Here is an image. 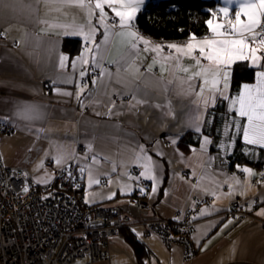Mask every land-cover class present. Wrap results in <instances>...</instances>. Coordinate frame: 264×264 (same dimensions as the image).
<instances>
[{"label": "crops", "instance_id": "crops-1", "mask_svg": "<svg viewBox=\"0 0 264 264\" xmlns=\"http://www.w3.org/2000/svg\"><path fill=\"white\" fill-rule=\"evenodd\" d=\"M85 3L79 7L68 0H0V123L13 127L12 134L0 138L4 161L26 167L39 183H47L54 173L47 161L56 167L76 158L84 182L83 203L90 207L118 201L129 225L108 240L109 260L93 264H264V178L259 180L264 163L238 164L237 172L230 168L227 155L235 147L236 128L216 152L210 150L213 139L206 134L189 150L178 145L186 132L197 126L201 130L207 111L223 99L222 82L219 91L211 92L204 76L193 77L215 65L206 60L196 65L168 47H185L192 36L162 42L133 27L113 30L107 6L106 32L97 26L95 0L88 7ZM218 5L227 6L224 0ZM238 9L231 5L229 18L234 19ZM78 26L86 33L95 29L90 43L66 34ZM126 31H134L137 38L120 35ZM67 37L81 40L80 52L64 50ZM259 54L264 56V50ZM61 56L67 57L64 67ZM260 67L264 70V62ZM230 72L224 95L235 110L232 67ZM134 166L141 168L140 174L133 172ZM141 178L148 182L143 197L163 218L186 213L196 196L211 198L200 205L196 218L194 258L185 259L182 244L166 246L145 231V214L129 201L143 192ZM239 198L251 205L250 214L240 220L227 217L229 203ZM125 231L146 246L149 254L142 260ZM76 264L91 263L83 258Z\"/></svg>", "mask_w": 264, "mask_h": 264}, {"label": "built area", "instance_id": "built-area-1", "mask_svg": "<svg viewBox=\"0 0 264 264\" xmlns=\"http://www.w3.org/2000/svg\"><path fill=\"white\" fill-rule=\"evenodd\" d=\"M92 1L86 0L85 7ZM116 19L109 14V23L118 31L122 27ZM12 131L9 124L0 123V138ZM55 172L47 190L48 185L38 183L26 167L6 164L0 150V264H75L83 258L93 264L108 260L107 239L124 223L121 207L112 202L82 207V179L76 161ZM262 178L264 173L259 180ZM141 184L146 186L145 182ZM145 199L140 196L133 200L145 213L141 220L145 231L158 235L168 246L182 244L186 259L195 257L198 251L191 234L204 200L196 199L195 209L170 220L157 215ZM250 208L249 203L233 201L227 215L244 219Z\"/></svg>", "mask_w": 264, "mask_h": 264}, {"label": "snow or ice", "instance_id": "snow-or-ice-1", "mask_svg": "<svg viewBox=\"0 0 264 264\" xmlns=\"http://www.w3.org/2000/svg\"><path fill=\"white\" fill-rule=\"evenodd\" d=\"M68 2L84 7V0H68ZM146 2L147 0H95V8L100 12L97 26L102 25L107 32L108 25L105 23V17L108 15L105 11V6H107L118 18L122 28H130L134 25L137 14ZM224 4L227 6L211 12V18L206 21L207 29L212 36L211 39L205 37L197 40L193 34L191 41L185 47L168 46L177 53H183L185 57L191 58L196 65H200L201 60L210 61L215 65L214 68H201L199 72L193 73L194 78L204 76L203 83L211 85V92L219 91L221 82L223 90L228 89L230 68L236 62L250 61L254 69L259 68L261 62H264V56L259 54L264 50V25H262L264 0H224ZM233 4L239 6V9L235 11L234 19L229 18L230 6ZM217 12L220 17L217 16ZM221 17L224 22H220ZM242 17H246V20ZM94 32V28L86 33L83 26H78L66 34L83 36V42L87 44L92 41ZM120 35L129 39L137 38L134 31L121 32ZM105 40H107V35ZM143 43L147 45V41ZM132 47L136 48V44L133 43ZM88 51L89 49L86 47L85 52ZM151 51H159V49ZM194 54H198L200 59H197ZM66 59V56H61L60 67H64ZM83 62L87 63L86 60ZM184 70L187 71V69ZM80 75L83 77L86 73L82 71ZM255 76L256 83L254 85L244 84L243 92L231 100V107L235 108V112L240 118L247 120V124L243 128V140L248 145H259L264 149V70L257 71ZM224 91H220L219 94L223 100H229V97L224 95ZM63 94L71 95V93ZM240 127V124L237 123L238 132ZM199 130V126H197V131ZM205 143H208L207 139H205ZM242 171L251 172L250 169H242Z\"/></svg>", "mask_w": 264, "mask_h": 264}, {"label": "trees", "instance_id": "trees-1", "mask_svg": "<svg viewBox=\"0 0 264 264\" xmlns=\"http://www.w3.org/2000/svg\"><path fill=\"white\" fill-rule=\"evenodd\" d=\"M147 8L137 15L135 25L145 35L162 40H182L193 34L196 37L208 35L206 21L211 18V12L217 11L219 0H155ZM63 48L69 54L74 55L81 51L82 42L77 37H67L63 40ZM263 67L253 68L250 63L236 62L232 66L231 98L237 97L246 83H255L257 71ZM228 100L220 99L219 102L207 112L201 130L195 129L186 132L178 145L181 149L189 150L200 145L204 134L213 139L210 150H220L221 141L225 139L227 127L232 132L236 124H240V131L236 130L235 147L228 153L227 159L231 169L238 164L264 163V149L259 145H248L243 140V128L246 126V118H240L235 110L230 109ZM125 229V228H124ZM123 229V230H124ZM127 239L133 244L140 260L149 254L146 246L141 243L133 233L125 231Z\"/></svg>", "mask_w": 264, "mask_h": 264}, {"label": "bare ground", "instance_id": "bare-ground-1", "mask_svg": "<svg viewBox=\"0 0 264 264\" xmlns=\"http://www.w3.org/2000/svg\"><path fill=\"white\" fill-rule=\"evenodd\" d=\"M149 4H154V3H152V0L151 1H149L148 3H147V5H149ZM263 22V21H262ZM133 29L134 30H138L140 33H142L144 36H147L148 38H150L151 40H154V41H157V40H160V41H162V42H165V41H168V40H170V39H168V40H162V39H155V38H153V37H151V36H149V35H145L141 30H139L138 29V27L134 24L133 26ZM205 36H207V37H210L211 36V34L209 33L208 35H205ZM189 37H191V36H189ZM185 39H187V40H189V38H185ZM178 41V40H177ZM71 160H74V161H76V158H73V159H71ZM70 160V161H71ZM69 161V162H70ZM48 163H49V161H47ZM51 162V161H50ZM69 162H67V163H69ZM6 163V162H5ZM7 164V163H6ZM50 165H52L53 166V176H52V178L50 179V181L49 182H47V183H40L41 185H43V186H47L48 185V188H47V190H49V186H50V183L52 182V180H53V178L55 177V174H56V170H57V168H61V167H63V166H66L67 164H65V165H61V166H54L53 165V162H51V163H49ZM9 165V164H8ZM76 165H77V171H78V161H76ZM15 166H19V165H15ZM135 168H137V169H140L139 170V172L138 171H133L134 173H136V174H140V172H141V168H139L138 166H134ZM134 167H132V168H134ZM234 172H237V170L236 169H234L233 170ZM264 173V170L261 172V175ZM79 175H80V173H79ZM34 176V175H33ZM82 179V178H81ZM36 180V179H35ZM37 181V180H36ZM82 181V186H81V188L79 189V192L81 193V194H84V182H83V180H81ZM105 182L103 183V185H108V181L107 180H104ZM38 182V181H37ZM142 182H145V184H146V186L145 187H143V192L142 193H140V192H136L135 194H133L131 197H129V199H130V201L132 202V203H134L135 205H136V203L133 201L135 198H139L140 196H142L143 197V195L144 194H146L147 193V191H148V189H147V186H148V182H147V180L146 179H144V178H141V182H140V184L142 183ZM256 183H258L259 182V180H256L255 181ZM39 183V182H38ZM141 186H142V184H141ZM144 190H145V192H144ZM196 199H199V200H204V202H202L201 204H203V203H205V202H207L208 200H210L211 198H201V197H198V196H196L193 200H194V207H192L190 210H193V209H195L196 208ZM145 200H147V199H145ZM243 201V202H245V203H247L246 201H244V200H242V199H238V200H234V201ZM148 201V203L150 204V208L153 210V206H152V204H151V202L149 201V200H147ZM111 202H112V204H114V205H119L120 206V204L118 203V201H116V200H111ZM111 202H108V203H111ZM233 201H231L230 203H232ZM229 203V204H230ZM200 204V205H201ZM101 205H105V203L104 204H101ZM101 205H93V206H101ZM200 205H199V208H200ZM137 206V205H136ZM82 207H87L86 205H85V203H83V199H82ZM121 207V206H120ZM137 208H139L138 206H137ZM140 210V209H139ZM189 210V211H190ZM200 211H201V208L199 209ZM141 211V210H140ZM121 212H122V210H121ZM142 212V211H141ZM186 212H188V211H186ZM143 213V212H142ZM145 213H143V215H144ZM183 214H186V213H183ZM225 215L227 216V217H229L228 215H227V210L225 211ZM179 216H182V212H179L178 214H177V216H176V218L177 217H179ZM122 217H123V219H124V223H123V225L122 226H120L119 228H118V231H117V234H113V236H116V235H119V234H121V232L123 231V229L124 228H126V227H128V225H129V222H127V220H126V216H125V214H124V212H122ZM231 217V216H230ZM166 218V217H165ZM233 218V217H232ZM167 219H169V218H167ZM171 220V219H170ZM196 230H195V228H194V232H195ZM193 232V233H194ZM193 233L191 234V235H193ZM148 234V233H147ZM149 235H153V234H149ZM156 235V234H155ZM113 236H110L109 237V239L110 238H113ZM158 236V235H157ZM159 237V236H158ZM109 239H107V242H106V249H107V251H108V240ZM163 242V241H162ZM165 243V242H164ZM167 246V245H166ZM185 257V256H184ZM109 258H110V256H109ZM109 258H108V260H109ZM194 258V257H193ZM186 259V258H185ZM192 259V258H191ZM89 260V259H88ZM186 260H188V259H186ZM80 261V260H79ZM101 262H103V261H101ZM77 263V262H76ZM75 263V264H76Z\"/></svg>", "mask_w": 264, "mask_h": 264}, {"label": "rangeland", "instance_id": "rangeland-1", "mask_svg": "<svg viewBox=\"0 0 264 264\" xmlns=\"http://www.w3.org/2000/svg\"><path fill=\"white\" fill-rule=\"evenodd\" d=\"M182 40H187V39H182ZM247 124V123H246ZM225 137H226V135L228 136L229 135V133H231V132H229V128L227 127V129L225 130ZM232 134V133H231Z\"/></svg>", "mask_w": 264, "mask_h": 264}]
</instances>
